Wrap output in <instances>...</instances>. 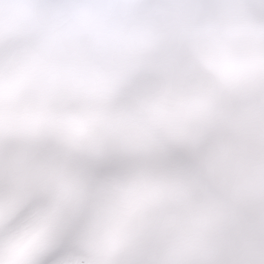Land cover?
I'll list each match as a JSON object with an SVG mask.
<instances>
[{
	"label": "snow or ice",
	"instance_id": "6c2138e0",
	"mask_svg": "<svg viewBox=\"0 0 264 264\" xmlns=\"http://www.w3.org/2000/svg\"><path fill=\"white\" fill-rule=\"evenodd\" d=\"M0 264H264V0H0Z\"/></svg>",
	"mask_w": 264,
	"mask_h": 264
}]
</instances>
